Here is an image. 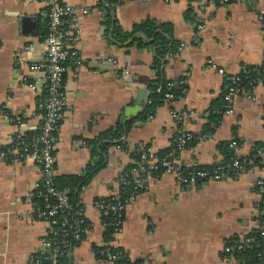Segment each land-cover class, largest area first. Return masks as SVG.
Returning <instances> with one entry per match:
<instances>
[{
	"label": "crops",
	"instance_id": "1",
	"mask_svg": "<svg viewBox=\"0 0 264 264\" xmlns=\"http://www.w3.org/2000/svg\"><path fill=\"white\" fill-rule=\"evenodd\" d=\"M63 1L75 9L81 26L77 44L81 65L65 67L66 106L56 134L53 177L81 173L93 160L85 143L117 122L132 121L120 138L122 145L107 147L104 168L80 190L90 228L70 249V264H108L94 257L92 245L122 248L140 264H240L223 251L224 242L256 233L255 181L264 177V157L259 159L261 166H248L217 181L181 185L166 172L150 175L109 240L104 239L103 215L95 201L117 194L119 176L136 161L139 148L166 151L181 129L195 137L194 144L180 153L181 163L189 168L220 164L224 156L219 144L231 138L239 143V158L251 157L255 146L262 145L264 84L250 94L234 96L233 112L222 114L212 135L205 131L209 112L222 102L226 85L215 68L237 74L264 64V35L258 21L264 0H115L113 7L110 0ZM108 16L123 32L147 18L171 25L180 49L165 58L161 70L167 80L183 79L182 97L138 118L155 77L154 50L131 43L135 35L124 43L113 40ZM46 20L44 0H0V153L16 132L14 117H25L28 131L36 124L30 116L45 92V81L31 66L44 57ZM171 109L180 120L171 117ZM42 179L33 163L0 161V264H30L42 251L48 223L33 212L32 201Z\"/></svg>",
	"mask_w": 264,
	"mask_h": 264
},
{
	"label": "built area",
	"instance_id": "2",
	"mask_svg": "<svg viewBox=\"0 0 264 264\" xmlns=\"http://www.w3.org/2000/svg\"><path fill=\"white\" fill-rule=\"evenodd\" d=\"M187 1L195 2L198 0ZM220 1L229 2V0ZM44 3L47 19L46 34L43 40L44 57L41 62L33 64L31 70L44 77L45 96L37 101L36 109L30 116L36 123L33 129L28 131V126L25 128V117H14L16 132L8 143L7 149L0 153V161L10 159L20 163L30 162L41 170L43 179L37 184L36 190L37 195L43 198L44 204L41 208H34L33 212L47 221L48 230L41 239L42 251L31 259L30 264H61L58 257L68 255L73 245L81 241V235L89 230L83 207H80L68 221L66 214L72 210V206L68 201L66 191L59 190L54 186L53 177L56 134L66 106L63 76L66 65H81V56L77 50L81 26L76 18L75 9L63 0H44ZM258 21L264 35V14L258 16ZM201 28L202 26L198 25L196 29L200 30ZM179 49L180 45L177 51ZM210 67L215 68L214 63H211ZM215 69L224 77L226 82L223 93V114L233 112L232 99L234 96L245 92L250 94L257 86L264 84V69L249 80V87L247 88L239 86L240 75L248 73L245 68H242L237 74H229L222 68L216 67ZM124 74H127V71H124ZM177 85H185V82L181 80L169 83L167 89L170 90ZM28 87L35 90L34 85H28ZM185 91L186 88L182 89L183 93ZM172 98L170 91L164 94L166 103H172ZM170 115L180 120V116L174 109L170 110ZM4 117L6 116L4 115ZM149 117L151 118V115ZM34 131H37L36 135H26V133ZM193 139L192 133L179 130L174 138L176 148L163 157L151 153L148 148H139L137 150L138 157L133 163L134 166L127 173L123 171L119 176L117 194L95 201V206L101 214L110 217L109 221H102L103 228L112 227L113 234L120 230L126 206L135 199L138 191L146 185L148 177L154 173L172 174L181 185L193 184L203 179L217 181L243 172L247 166L255 165L254 159L264 157V141L259 148L254 149L250 158H239L237 156L239 143L235 138H231L229 148L232 157L229 163L217 164L209 170L189 168L181 163L180 153L186 149V143ZM128 176L130 179L127 178ZM129 185L130 190L125 191V197L121 199L120 189ZM255 189L257 195L255 205L257 212L256 233L258 237L248 234L243 237L232 238L231 241L224 242L223 251L233 254L234 251L255 250L257 251V258L264 261V177L255 181ZM50 199H52L51 202ZM109 201L113 202L110 203ZM109 247L105 246L104 260L108 264H113L117 254L112 253ZM129 260L132 262L130 258Z\"/></svg>",
	"mask_w": 264,
	"mask_h": 264
},
{
	"label": "trees",
	"instance_id": "3",
	"mask_svg": "<svg viewBox=\"0 0 264 264\" xmlns=\"http://www.w3.org/2000/svg\"><path fill=\"white\" fill-rule=\"evenodd\" d=\"M118 2L115 0H110V5L113 7ZM108 12V11H107ZM107 23L112 28V37L113 40H116L119 43H124L131 39L134 35L131 43H135L138 46L148 47L152 48L154 50V58L152 62V68L155 71V77L154 79L149 83V97L148 102L141 113V115L138 116V118H145V116H148L149 114L154 113L157 107L165 103L164 94L167 91H170L173 96V101L179 99L184 95L182 92V89L185 88V85H177V87H173L172 89L168 90L167 85L169 83H174L176 81L183 80L180 78L179 80L173 81V80H167L162 76V70L161 65L165 62V58L167 56H174L177 53V48L179 43L173 39L172 36V28L169 24L164 23H157L156 21L152 19H145L140 24L134 25L132 30L130 32H123L120 27L117 25L116 21L114 20L111 24L109 16L107 17ZM245 69L248 71L247 74H241L240 75V87H249V80L256 75L257 73H260L264 69V64L260 66H248L245 67ZM225 92V89H223L222 95H221V103L218 105L217 108H213L209 112V121L206 125V131L205 134L207 136H210L213 134L215 128L218 126L220 118L223 114V93ZM45 96V92L42 93L39 100L43 99ZM131 122H127L125 124L121 122H117L113 127L109 128L105 132L101 133L97 139L93 141H87L85 143L86 147L90 148L93 153V160H91L84 170L77 174V175H66L61 176L58 178H54V186L59 190H64L67 193L68 201L72 206V210L66 214V217L69 221L71 217L74 216V213L82 207L79 201V193L83 186L87 185L88 182L91 180V178L102 168L105 166V152L109 145H122L123 141L120 140L122 135H125L129 129ZM37 131L34 132H28L26 133L27 136L36 135ZM195 142V137L193 140L186 143L185 148H188L192 146ZM261 144H257L255 148H259ZM176 148L175 143L172 144L171 148H169L166 151L163 152H157L156 155L158 157H163L170 151L174 150ZM219 151L223 154L224 159L221 162L229 163L231 161L232 152L229 148V142H222L219 144ZM254 153V150L252 151V156ZM135 157H138V153H136ZM250 158V157H249ZM242 160V159H240ZM255 166L260 165L259 159H254ZM134 165H131L127 167L125 172L127 173ZM261 166V165H260ZM211 167H204L198 169H211ZM248 168V166H247ZM130 179V176L127 177ZM130 190L129 186H124L120 189V198L123 199L125 197V191ZM264 199V198H263ZM108 200V199H106ZM34 208L36 207H42L44 204V200L41 196L36 195L33 198ZM52 199H50V202ZM112 203L113 201H109ZM110 217L109 215H103L102 221H109ZM86 223L89 225V222L86 220ZM84 226V225H81ZM113 228L112 227H106L104 229V239L109 240L113 234ZM254 237H258L257 233L250 234ZM85 234L81 235V240L84 238ZM226 241H231V239H228ZM74 244L73 246H75ZM110 251L112 253L117 254L116 259L114 260L113 264H140V261L135 260L134 262H130L128 254L126 251H124L122 248L119 247H109ZM104 249L105 247H98L95 245H92V251L94 254V257L96 259H104ZM257 251L255 250H247L242 252H233V255L240 261V264H264V261H260L257 258ZM58 261L61 264H70L68 255H65L63 257H58Z\"/></svg>",
	"mask_w": 264,
	"mask_h": 264
},
{
	"label": "water",
	"instance_id": "4",
	"mask_svg": "<svg viewBox=\"0 0 264 264\" xmlns=\"http://www.w3.org/2000/svg\"><path fill=\"white\" fill-rule=\"evenodd\" d=\"M27 21L25 20V23H26ZM69 253H70V251H69Z\"/></svg>",
	"mask_w": 264,
	"mask_h": 264
}]
</instances>
